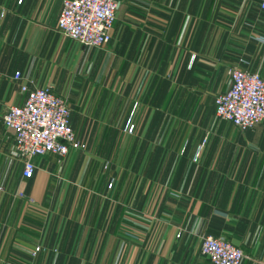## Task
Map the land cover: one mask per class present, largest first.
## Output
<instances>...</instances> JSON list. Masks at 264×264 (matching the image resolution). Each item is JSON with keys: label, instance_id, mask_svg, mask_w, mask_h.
<instances>
[{"label": "crops", "instance_id": "0c3cea01", "mask_svg": "<svg viewBox=\"0 0 264 264\" xmlns=\"http://www.w3.org/2000/svg\"><path fill=\"white\" fill-rule=\"evenodd\" d=\"M61 1L0 0V264H214L207 234L264 264V121L213 103L230 65L264 78L260 0H118L101 47L58 30ZM21 83L66 98L80 143L31 178L1 120Z\"/></svg>", "mask_w": 264, "mask_h": 264}, {"label": "built area", "instance_id": "2783aa9c", "mask_svg": "<svg viewBox=\"0 0 264 264\" xmlns=\"http://www.w3.org/2000/svg\"><path fill=\"white\" fill-rule=\"evenodd\" d=\"M57 20L58 30L83 46L101 47L111 39L116 21L118 0H62ZM264 11V0L258 3ZM264 44V37L255 36ZM230 87L215 95L214 113L219 119L230 122L235 128H250L264 121V78L237 65L227 68ZM14 79H20L15 72ZM25 93L21 104L5 108L2 123L12 130L15 152L22 162V176L31 178L35 171L34 156L54 153L61 158L77 149L80 143L70 123V107L64 96L49 87L30 88L21 83ZM134 126L131 124L128 131ZM41 246L35 245L32 253ZM200 251L214 264H239L244 253L223 236H203Z\"/></svg>", "mask_w": 264, "mask_h": 264}, {"label": "rangeland", "instance_id": "374dc122", "mask_svg": "<svg viewBox=\"0 0 264 264\" xmlns=\"http://www.w3.org/2000/svg\"><path fill=\"white\" fill-rule=\"evenodd\" d=\"M106 170V171H105ZM106 172H107V169H106V166L104 165V166H102L101 167V169H99L98 171H97V173L99 174V173H102V174H106ZM109 185H111V183L109 184ZM108 185V186H109Z\"/></svg>", "mask_w": 264, "mask_h": 264}]
</instances>
